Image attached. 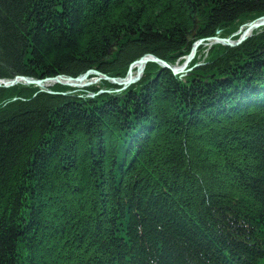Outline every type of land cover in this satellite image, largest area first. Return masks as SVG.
<instances>
[{
    "label": "trees",
    "instance_id": "obj_1",
    "mask_svg": "<svg viewBox=\"0 0 264 264\" xmlns=\"http://www.w3.org/2000/svg\"><path fill=\"white\" fill-rule=\"evenodd\" d=\"M262 15L264 0H0V79L180 64ZM206 49L189 77L148 63L119 93L0 88V264H264V28Z\"/></svg>",
    "mask_w": 264,
    "mask_h": 264
},
{
    "label": "water",
    "instance_id": "obj_2",
    "mask_svg": "<svg viewBox=\"0 0 264 264\" xmlns=\"http://www.w3.org/2000/svg\"><path fill=\"white\" fill-rule=\"evenodd\" d=\"M196 24V22H195ZM242 27V26H241ZM244 30H242V28H240L236 33H234L231 37H227V38H221L219 36H214V37H210L207 39H200L198 40L196 43L193 44L192 48H191V52L189 53V56L186 57V62L185 64L188 65V63L191 61V59L194 57V53L197 50L198 46H200L204 41H209L210 44H222V45H226L228 47H235V46H239L241 43H243L247 38H249L253 31H256L258 29H261L262 27H264V15L260 16L258 18H256L255 20L250 21L249 23L244 25ZM194 30L195 27L193 28V30L190 32V35H194ZM238 35V38L236 40H233L232 37ZM156 61L158 62L164 69H168L171 70L174 74L177 75H183V69L185 65H180V66H174L172 67L171 65H169L167 62L153 56V55H144L142 57H140L138 60H136L135 62L131 63L128 70H127V74H126V78L125 79H117V78H109L108 76L101 74L95 70H88L85 74L79 76V77H68V79L70 80H85L86 75L88 74H95L96 76H99L100 78H104L106 80H110L112 83L119 85L120 88L116 90V92L118 91H122L128 88V86H130L131 84L135 83L136 81H138L141 76H142V71L144 70V65L147 62H153ZM134 66L136 67V72H135V76L132 75V68H134ZM189 71L191 70L188 69ZM59 77H64L63 75H58L55 77H47L44 79H34L31 77H27V76H22V75H17L12 79H7V80H0V88H8L11 86H14L16 84H25V85H36L38 86L39 84H41L43 81L46 80H51V79H57ZM89 82H85V84L83 83L81 86H86L88 85ZM41 90L43 89L42 87L38 86ZM102 92V91H101ZM53 93V92H50ZM94 94L90 95L93 96Z\"/></svg>",
    "mask_w": 264,
    "mask_h": 264
},
{
    "label": "bare ground",
    "instance_id": "obj_3",
    "mask_svg": "<svg viewBox=\"0 0 264 264\" xmlns=\"http://www.w3.org/2000/svg\"><path fill=\"white\" fill-rule=\"evenodd\" d=\"M256 19V18H255ZM255 19H253V20H255ZM195 22H196V24H195ZM194 27H195V29H196V26H197V21L195 20L194 21ZM193 27V28H194ZM193 30V29H192ZM194 34H195V30H194ZM191 37H193L192 35H190ZM216 36V35H215ZM217 36H219V35H217ZM211 37H214V36H211ZM220 37V36H219ZM207 38H210V37H207ZM207 38H201V39H207ZM222 38V37H221ZM225 38H227V37H225ZM198 40H200V39H198ZM198 40H196V41H194L193 42V44L194 43H196ZM193 44H192V46H193ZM217 44H219V43H216V44H210V42L209 41H204L200 46H202V45H204V46H206V50H205V52H204V58L207 56V52H208V49L212 46V45H217ZM219 45H222V44H219ZM241 45V44H240ZM239 45V46H240ZM192 46H191V48H192ZM200 46H198V48L200 47ZM222 46H226V45H222ZM227 47V46H226ZM235 47H238V46H235ZM198 48H197V50H198ZM230 48H233V47H230ZM114 50H115V48H110L109 49V52H108V54H107V56H106V60L109 58V56L111 55V54H113L114 53ZM197 50L195 51V53H194V57L191 59V61L188 63V65L187 64H185V62H186V57H188L189 56V53L191 52V49H190V51H189V53H187L186 55H184V57H183V62L182 63H176V64H170V63H168L167 61H165V60H163V59H161V58H159V57H157V56H155V55H153V54H145V55H153V56H155V57H157V58H159V59H161V60H163V61H165V62H167L169 65H171L172 67H174V66H180V65H185L184 66V69H183V75H177V74H174L171 70H169L171 73H172V75H174V76H177L178 78H183V79H185V78H187V77H189V73L192 71V69H194V68H196L197 66H199V65H202L203 64V62L202 61H199L198 63H196V64H194L193 66H191V67H189V65H190V63L195 59V57H196V53H197ZM144 56V55H143ZM142 57V56H141ZM140 58V57H139ZM138 58V59H139ZM137 60V59H136ZM132 62H130L129 63V65L127 66V70H128V68H129V66H130V64H131ZM148 63H153V64H155L156 66H159V68L160 69H164L158 62H156V61H153V62H147L145 65H144V68L143 69H145V67H146V65L148 64ZM136 67L137 66H134V68H132V75L133 76H135V74L133 73V71L134 72H136ZM191 68V70L189 71L188 69H190ZM89 70H94V69H89ZM168 70V69H167ZM95 71H97V70H95ZM97 72H99V71H97ZM144 72V70L142 71V73ZM100 73V72H99ZM126 74H127V71H126ZM58 76V75H57ZM64 77H59V78H57V79H51V80H46V81H43L41 84H39L38 86H40V87H42V88H45V87H50V86H53V85H60V86H63V87H68V88H71V89H84L85 87L86 88H88V87H93V86H95V84L96 83H100L101 81H103V80H106V79H104V78H100L99 76H96V78H94V81L92 82V81H87V82H89V84L88 85H86V86H81L83 83L85 84V80L87 79V77L89 76V74L88 75H86V79L85 80H83V79H81V80H78V81H76V80H70V79H68V77L66 76V75H63ZM108 76V75H107ZM70 77V76H69ZM109 78H114V77H119V78H121V79H125L126 78V75L125 76H123V77H121V76H108ZM44 79V78H43ZM118 79V78H117ZM106 81H108L109 83H112L110 80H106ZM138 81H136L135 83H133V84H136ZM114 84V83H113ZM133 84H131V85H133ZM130 85V86H131ZM130 86H128V88L130 87ZM119 88H120V86H119ZM119 88H117V89H119ZM127 88V89H128ZM126 90V89H125ZM125 90H123V91H125ZM39 91H45V90H41L40 88H39ZM102 93H105V89H103L102 90V92L101 91H98V92H95V93H92V94H94L93 96H90V95H92V94H88L87 96L88 97H94V96H96V95H98V94H102ZM108 93H110V92H108ZM113 93H119V92H116L115 90H114V92ZM50 94H59L58 92H55V93H50ZM63 95H65V93H62Z\"/></svg>",
    "mask_w": 264,
    "mask_h": 264
},
{
    "label": "rangeland",
    "instance_id": "obj_4",
    "mask_svg": "<svg viewBox=\"0 0 264 264\" xmlns=\"http://www.w3.org/2000/svg\"><path fill=\"white\" fill-rule=\"evenodd\" d=\"M263 28H264V27H262L261 29H263ZM137 60H138V59H137ZM135 61H136V59L133 60L132 63L135 62ZM87 71H88V70H87ZM87 71L81 73V74L78 75L77 77H79V76L85 74ZM133 73L135 74L134 71H133ZM106 76H107V75H106ZM73 78H75V77H73ZM94 78H96V75H95V74H89V76L87 77V79L85 80V82H87V81H92V82H93V81H94ZM114 78L121 79V78H119V77H114ZM103 81L106 82V83H109V82L106 81V80H103ZM109 84H112V85H114L115 87L113 88V90L105 89V93L110 92L109 94H111V93L114 92V90L116 91L117 88H119V85H116V84H113V83H109ZM97 86H100L99 83H96L95 86H93V87H97ZM51 87H52V86H50V87H45V88H43L42 90H45V91L48 92V93H50V92L55 93L56 91L51 90ZM85 88H86V87H85ZM102 90H103V89H100L99 91H102ZM122 91H123V90H122ZM122 91H118V92H122ZM73 92H74V91H73ZM94 93H95V92H94ZM89 94H92V93H89Z\"/></svg>",
    "mask_w": 264,
    "mask_h": 264
}]
</instances>
